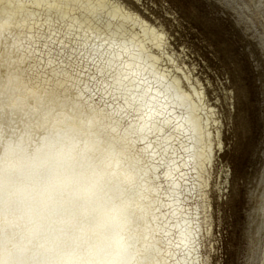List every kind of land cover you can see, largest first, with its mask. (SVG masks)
<instances>
[{
  "label": "rangeland",
  "instance_id": "374dc122",
  "mask_svg": "<svg viewBox=\"0 0 264 264\" xmlns=\"http://www.w3.org/2000/svg\"><path fill=\"white\" fill-rule=\"evenodd\" d=\"M106 2L129 17L126 36L116 40L108 34L111 27L104 34L107 37L99 39L94 34L83 45L76 32L67 31L65 23L55 21L47 25L41 17L35 29H16L0 35V79L6 75L24 83L27 89L35 91L34 99L43 97L47 104L57 100V108L62 112H77L78 108L89 116L101 112L102 117L94 120L99 135L117 145L127 143L120 139L146 111L145 125L141 126L144 132L135 133L130 138L134 142L123 148L126 154L144 155L141 163L146 160L156 166L157 178L153 183L159 189L153 197L169 205L153 214L161 218L162 240L174 244L178 230L168 213L177 211L181 221L188 225L185 234L189 236L187 252L191 255L184 264H264V0ZM92 19L104 27V20ZM193 22L196 27H192ZM143 29L152 31L159 41V48H148L157 57L155 67L144 57L138 59L137 51L131 47V34L142 40ZM122 43L127 44L123 47ZM69 55L82 61L79 66L87 71L67 76L63 69ZM134 58L136 75L130 72ZM158 71H165L167 80L179 78L185 90L193 88L199 94L212 149L202 187H198L193 169L189 133L186 128L177 130L186 110L166 102L167 96L163 94L169 80L163 78V86L159 84L155 75ZM141 105L145 108L141 109ZM14 118L0 124V130L11 128ZM133 132L129 131V135ZM6 138L0 152V178L9 175L13 184L4 190L0 188V261L42 264L41 254L51 248L73 250L112 244L118 247L120 259L121 255L130 256L128 244L132 241L127 239L133 235L121 232L124 224L114 206L108 208L98 196L93 197L96 193L91 188H84L75 200L68 189L63 198L52 192L59 197L58 203H54L53 195L32 204L29 198L16 194L13 188L18 180L9 171L15 162L10 160L32 151L27 149L28 153H15L18 155L8 159L6 152L13 153L18 145L13 137ZM36 138L38 135L32 137L33 141ZM110 153L100 160L104 170L101 176L126 177L128 173L119 169L114 150ZM167 166L177 167L170 178H165ZM42 179L41 185L49 188V178ZM99 180L97 176L91 184L97 192ZM175 182L179 187L173 193ZM151 184L147 182L146 186ZM116 185L115 181L109 187L115 190ZM168 190L170 195L166 198L164 192ZM109 198L114 204L116 198ZM119 241L124 243L122 249ZM175 252L168 264L186 257L183 251Z\"/></svg>",
  "mask_w": 264,
  "mask_h": 264
},
{
  "label": "bare ground",
  "instance_id": "6f19581e",
  "mask_svg": "<svg viewBox=\"0 0 264 264\" xmlns=\"http://www.w3.org/2000/svg\"><path fill=\"white\" fill-rule=\"evenodd\" d=\"M107 3L106 0H0V35L14 30L16 31V29H24L25 31L35 29L36 26H38L39 19L43 17V23L47 25L53 24L55 21L65 23L68 32L74 31L81 37L84 43L83 45L87 44L94 34L97 35L99 39L107 37L108 35L104 34L111 27H113V30L108 34H111L116 40H120L122 37L126 36L127 32L125 25L129 17L123 14L119 8L108 6ZM129 16H131V14ZM92 18H95L94 21L100 19L104 20V27L101 28L97 23H93ZM24 30L23 32H25ZM15 33L17 34L18 32ZM136 36L138 35L131 34L130 41L132 42L131 47H134L137 51L136 54L138 59L144 57L155 67L157 57L152 55L148 48H159L158 39L152 31L147 29L142 30V35L140 36L142 40L136 39ZM126 42L129 43V39ZM127 43H122V46H126ZM130 50L132 49H129V51ZM134 59L135 60H133L131 64L132 66H130L131 73H134L136 70L135 64L137 61L136 58ZM155 75L157 82L163 86L161 82L168 78V75H166L165 71H158ZM151 81L153 82V80ZM152 82L150 83L152 84ZM62 83V81L59 82L58 86H61ZM132 87H136V85L133 84ZM34 93L35 91L33 89H27L24 83L18 82L12 77L5 75L3 79H0V124H4L10 121V118L15 117L11 128H7L4 131L0 130V152L2 153L3 151L2 148L6 142V137H13L15 140L14 144L18 145L16 146L17 150H14L13 153L9 151L6 152L8 159L18 154L28 153L27 149L32 151L24 157L20 156L19 158L10 160V162H15V164L9 171L12 172L11 176H14V178L18 180L14 185V192L19 196H24L27 199L29 198L32 204L50 195L55 196L54 203H58L59 197L52 192L59 194V196L63 198L64 191L68 189L69 194H73V199L75 200L78 199L80 191L84 188H91V190L96 193L93 197L98 196V200L106 204L108 208L112 205L114 206L112 208L116 213L118 212V219L124 224V229H122L121 232L125 231L133 235L127 239L128 242L132 241V243L128 244L131 248L128 252L130 256L121 255V259L125 264H127L129 258V264H132L131 260H134L135 264H168V258L174 256L175 251H172L173 248L176 249V252L183 251V253L186 254V257L181 256L173 264H184L186 258L191 255L187 252L189 236L185 234V229L188 225L186 226V224L181 221L179 212L171 211L168 215L171 219L172 217L174 218L173 223L177 225V237L173 242L174 244L165 243L162 240L160 236L162 228L159 224L161 218L154 217L153 214L160 207L169 205L153 197V194L159 189L155 188V183H153L157 178V176L154 175L156 166L148 163L146 160L144 163H141L144 155L126 154V149L123 148L124 145L131 144L133 140L130 138L135 137V133L144 132L141 126L145 125L144 115L146 111L142 112L141 118L138 117V121L132 124L129 131L133 130V134L129 135L128 131L127 134L120 139L127 143L117 145L115 141L109 140L105 135H99V130L94 120L102 117L101 112H97L92 116L86 113L84 114L82 108H78L77 112L70 111L69 109L62 112L57 108V100H53L54 104H47L43 97H36V99H34ZM165 94L167 96L166 102L168 101L177 108L180 109L182 107L186 110V115L181 116V118L184 117L183 122L177 127V130L181 132L186 128L185 130L189 133L188 137L192 142L191 158L193 169L196 174L197 185L198 187H202L205 184L203 177L206 166L210 162L212 149L210 133L207 129L208 119L200 104L199 94L193 88L192 91L185 90L182 81L177 77L171 78L169 84L164 87L163 96ZM158 97L156 96V98ZM154 101L152 102L154 103ZM158 103L155 104L158 105ZM127 104L124 105L126 106ZM137 106L135 107L138 108ZM144 108L145 107L141 105V109ZM164 110H166V108ZM149 115L152 116L151 114ZM32 118L33 121H31ZM171 134H173V132ZM34 135H38V138L33 141L32 137ZM98 137H100V140ZM10 142L12 144V141ZM4 147L6 148V146ZM112 150L116 153L114 157L120 162L119 169L128 173L126 177L119 174H117V176L115 175L112 179L101 176L104 170H102V163H100V160H104L105 155L110 156ZM182 162L185 161L183 160ZM140 163L142 164L141 166ZM128 167H130V170ZM176 169L177 167L167 166L165 178H170L173 171ZM27 172H30V175ZM27 174L28 178L26 177ZM43 176L49 178L50 181L46 182L51 185L49 188L41 185V183H44L42 182L44 180L42 179ZM97 176L100 177L98 183L100 187L99 192L94 190L93 186H91L94 182V178ZM8 177L10 176L8 175L5 178H0V188L2 190H4L5 187L7 188L8 185L13 184V180ZM115 181L117 182L116 189L112 190L109 185L114 184ZM147 182L152 184L146 186ZM173 186L172 192L175 193L178 190L179 183L175 182ZM64 187L66 190L62 189ZM165 192L164 195L167 198L170 195V191L168 190L166 193ZM25 193L27 194L26 196ZM110 195L116 198V200L114 199V204H112L109 198ZM106 199H108L109 202L106 201ZM115 211L114 216L116 215ZM98 212L103 214V211L99 210ZM119 242L122 249L124 243L123 241Z\"/></svg>",
  "mask_w": 264,
  "mask_h": 264
},
{
  "label": "clouds",
  "instance_id": "9594fccd",
  "mask_svg": "<svg viewBox=\"0 0 264 264\" xmlns=\"http://www.w3.org/2000/svg\"><path fill=\"white\" fill-rule=\"evenodd\" d=\"M42 264H124L114 244L100 248L58 250L51 248L41 254ZM0 264H7L0 261Z\"/></svg>",
  "mask_w": 264,
  "mask_h": 264
},
{
  "label": "snow or ice",
  "instance_id": "6c2138e0",
  "mask_svg": "<svg viewBox=\"0 0 264 264\" xmlns=\"http://www.w3.org/2000/svg\"><path fill=\"white\" fill-rule=\"evenodd\" d=\"M192 27H196L194 22L192 23ZM80 63H82V61H78V58L74 59L71 55H69L63 72L71 78L78 76L81 71H87V69H82L79 66Z\"/></svg>",
  "mask_w": 264,
  "mask_h": 264
}]
</instances>
